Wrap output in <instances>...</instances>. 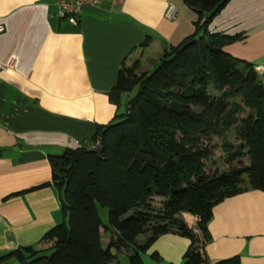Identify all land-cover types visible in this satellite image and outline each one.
<instances>
[{"label":"trees","instance_id":"16d2710c","mask_svg":"<svg viewBox=\"0 0 264 264\" xmlns=\"http://www.w3.org/2000/svg\"><path fill=\"white\" fill-rule=\"evenodd\" d=\"M229 1L182 0L198 17L195 33L170 46L151 72L139 76L137 65L120 70L113 91L130 95L125 113L96 126L89 144L48 156L52 181L43 187L56 190L63 215L42 238L51 247H23L0 264H120L119 253L129 264H143V255L167 234L189 240L182 264L205 262L201 247L210 240L213 208L247 190L264 193L263 81L254 66L223 50L245 35L208 30ZM213 138L222 141L225 171L206 170ZM98 147L101 155L91 151ZM99 207L107 209L108 224ZM182 214L197 219L196 232ZM150 258L161 260L157 251Z\"/></svg>","mask_w":264,"mask_h":264},{"label":"crops","instance_id":"0c3cea01","mask_svg":"<svg viewBox=\"0 0 264 264\" xmlns=\"http://www.w3.org/2000/svg\"><path fill=\"white\" fill-rule=\"evenodd\" d=\"M56 1L0 0V258L23 247H51L42 238L63 215L56 190L43 187L52 181L48 156L89 144L96 126L124 114L130 95L113 91L120 70L137 65V75L151 72L170 46L195 33L198 19L182 0H101L74 22L60 17ZM170 4L172 21L165 18ZM208 30L245 35L224 52L264 67V0H230ZM181 218L195 229V217ZM207 229L203 264L235 256L240 264H264V193L223 200ZM102 242L106 247L109 240ZM189 245L163 235L143 264H182ZM154 251L159 262L150 258Z\"/></svg>","mask_w":264,"mask_h":264},{"label":"built area","instance_id":"2783aa9c","mask_svg":"<svg viewBox=\"0 0 264 264\" xmlns=\"http://www.w3.org/2000/svg\"><path fill=\"white\" fill-rule=\"evenodd\" d=\"M101 0H57L55 5L59 10L61 18L70 17L72 21L76 22L78 15L84 8L97 7ZM73 14L74 17L70 15ZM167 20H174L176 18V10L173 5H169L165 14ZM5 31L4 27H0V34ZM5 67L0 64V72L4 71ZM257 76L264 79V67L255 68Z\"/></svg>","mask_w":264,"mask_h":264},{"label":"rangeland","instance_id":"374dc122","mask_svg":"<svg viewBox=\"0 0 264 264\" xmlns=\"http://www.w3.org/2000/svg\"><path fill=\"white\" fill-rule=\"evenodd\" d=\"M263 81V84H264V79H262ZM228 140L230 142H233L234 141V132H231L229 135H228ZM212 145L214 146V155H213V158L211 159L212 163L211 162H208L206 163V170L208 172H213L215 170L221 172V171H225L228 169V165L225 163V159H226V155L224 154V151H223V148H222V141L218 138H213L212 140ZM241 163L243 165H246L248 163L247 159L244 158V159H241ZM237 163H234V165H236ZM160 202L161 200H155L154 201V205L159 208L160 207ZM99 212H100V216L103 220V222L105 224H108V211L107 209H103L101 207H99ZM193 216L189 215V214H184V218L187 220V222L190 221L189 218H191ZM107 238V236H104L103 237V240H105ZM143 239V238H141ZM143 241V240H141ZM104 246H105V242H104ZM152 260V259H151ZM119 261L120 263H126V262H129L128 260V257H127V254L125 253H119ZM153 262H155L154 260H152Z\"/></svg>","mask_w":264,"mask_h":264},{"label":"water","instance_id":"95a60500","mask_svg":"<svg viewBox=\"0 0 264 264\" xmlns=\"http://www.w3.org/2000/svg\"><path fill=\"white\" fill-rule=\"evenodd\" d=\"M70 16H71V17H74L73 14H71ZM91 151L94 152V153H97L98 155H101V154H102V148H101V147L94 148V149H92ZM13 264H19V263H18V262H15V263H13Z\"/></svg>","mask_w":264,"mask_h":264}]
</instances>
